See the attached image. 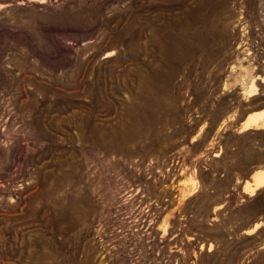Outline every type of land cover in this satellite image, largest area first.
Wrapping results in <instances>:
<instances>
[{
  "label": "rangeland",
  "instance_id": "374dc122",
  "mask_svg": "<svg viewBox=\"0 0 264 264\" xmlns=\"http://www.w3.org/2000/svg\"><path fill=\"white\" fill-rule=\"evenodd\" d=\"M204 1L0 0V264H264V0Z\"/></svg>",
  "mask_w": 264,
  "mask_h": 264
},
{
  "label": "bare ground",
  "instance_id": "6f19581e",
  "mask_svg": "<svg viewBox=\"0 0 264 264\" xmlns=\"http://www.w3.org/2000/svg\"><path fill=\"white\" fill-rule=\"evenodd\" d=\"M204 1V0H203ZM204 2H206V0L204 1ZM197 4V5H196ZM196 8H195V10L194 11H196V14H195V20H193V22L195 21V25H194V23H193V26H196V28H197V30L199 29V32H200V27L198 28V26H201V25H199V23H201V21H202V18H201V14H200V12H198L199 10H200V6H201V1H200V3L198 2H196ZM193 10V9H192ZM204 10V9H203ZM207 10H208V8H207ZM203 13V12H202ZM194 14V13H193ZM206 15V14H205ZM204 17V16H203ZM205 20H206V18H204ZM208 21V20H207ZM191 22V21H190ZM172 23V22H171ZM202 23H203V21H202ZM201 23V24H202ZM182 24V23H181ZM188 25V24H187ZM206 25V24H205ZM192 26V27H193ZM207 26V25H206ZM182 27V26H181ZM185 28V27H184ZM183 28V29H184ZM191 28V27H190ZM194 28V27H193ZM206 28V27H205ZM156 30V29H155ZM163 30V29H162ZM192 30V29H191ZM203 30V29H202ZM196 31V30H195ZM157 33V32H156ZM179 33H181V32H179ZM207 33V32H206ZM196 34V33H195ZM197 36H198V33L196 34ZM201 35V34H200ZM155 36H156V34H155ZM182 36H183V34H182ZM195 36V35H194ZM202 36H203V34H202ZM204 36H206V35H204ZM167 37V36H166ZM177 37V36H176ZM181 37V36H180ZM184 37H186V36H184ZM187 37H189V36H187ZM207 37V36H206ZM206 37H204V38H206ZM191 38H193V37H191ZM198 38V37H197ZM195 39L196 41L198 40V39ZM200 38H202V37H200ZM208 38V37H207ZM163 39V38H162ZM183 39V38H182ZM203 39V38H202ZM178 40H180L181 41V38L179 39L178 38ZM167 41V40H166ZM184 41V40H183ZM199 41H200V39H199ZM207 41H208V39H207ZM206 41V42H207ZM162 42V41H161ZM203 42V41H202ZM205 42V41H204ZM203 42V43H204ZM206 42H205V44H206ZM155 43V42H154ZM169 43V42H168ZM184 43H186L185 41H184ZM191 43H192V41H191ZM200 43V42H199ZM148 44V43H147ZM194 44H196V42L194 43ZM201 44V43H200ZM179 45H181V44H179ZM185 45V44H184ZM197 45V44H196ZM203 45V44H202ZM195 46V45H194ZM178 46H176V48H177ZM189 47V46H188ZM197 47V46H196ZM202 47V46H201ZM206 47V46H205ZM204 47V48H205ZM181 48H182V46H181ZM184 48V47H183ZM190 48H192V46L190 47ZM194 48V47H193ZM208 48V47H207ZM180 49V46H179V48H177V50H179ZM185 49V48H184ZM187 50V49H186ZM206 50V49H205ZM208 50V49H207ZM179 51H182V49L181 50H179ZM201 51H203V49L201 50ZM196 52V51H195ZM197 52H199V51H197ZM196 52V53H197ZM204 52V51H203ZM206 52H208V51H206ZM205 52V53H206ZM176 53V52H175ZM200 53H202V52H200ZM199 54V53H198ZM200 55V54H199ZM194 56V55H193ZM208 57V56H207ZM205 58V57H204ZM180 59V58H179ZM191 60V59H190ZM180 61V60H179ZM207 61H208V59H207ZM195 62V61H194ZM252 128H254V129H260V128H264V113H259V114H254V115H251V116H249L248 118H246V120H245V122H244V124H243V130H248V129H252ZM262 187H264V170H260V171H258L257 173H255L254 174V176L252 177V181L250 182V181H247L246 183H245V186H244V191L245 192H252L253 194H254V192L256 191V190H258V189H260V188H262ZM259 226V225H258ZM257 228V226L255 227V229Z\"/></svg>",
  "mask_w": 264,
  "mask_h": 264
}]
</instances>
